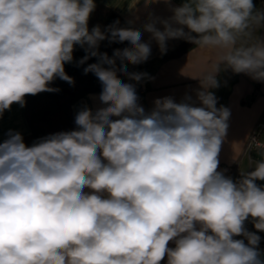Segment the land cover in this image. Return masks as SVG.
<instances>
[{
  "label": "clouds",
  "instance_id": "clouds-1",
  "mask_svg": "<svg viewBox=\"0 0 264 264\" xmlns=\"http://www.w3.org/2000/svg\"><path fill=\"white\" fill-rule=\"evenodd\" d=\"M163 2L173 14L144 25L162 54L172 39L220 50L200 79L199 106L189 96L158 98L147 111L138 103L118 72L141 81L147 74L124 62H146L150 44L118 20L90 31L94 0H0V116L27 95L59 91L49 87L57 78L74 84L65 64L76 45L86 52L79 65L97 58L84 73L101 83L104 105L82 107L74 130L31 146L12 130L0 142V264H264L260 236L244 227L251 217L264 232V160L237 181L218 171L230 110L209 91L221 64L264 82V40L243 42L264 11L253 0ZM106 39L130 46L109 57L98 51Z\"/></svg>",
  "mask_w": 264,
  "mask_h": 264
},
{
  "label": "crops",
  "instance_id": "crops-1",
  "mask_svg": "<svg viewBox=\"0 0 264 264\" xmlns=\"http://www.w3.org/2000/svg\"><path fill=\"white\" fill-rule=\"evenodd\" d=\"M260 1L264 9V0ZM183 2L184 0H171V7L180 6ZM94 3H101L116 10L130 21L135 29L141 31L142 42L150 44L151 55L146 61L149 70L144 79L147 89L138 100L146 111L153 107L156 99L163 97H172L179 103L189 96L196 106H199L196 93L202 90L200 79L212 72L213 65L218 62L219 49L194 44L190 50L181 55L166 57L168 52L185 40L172 39L167 41V51L162 54L157 42L151 39V34L144 31V25L150 22V17L167 19L173 14L170 6L163 0L147 7L144 0H94ZM156 27L163 30V26L159 23ZM185 31L187 32L188 29L185 28ZM192 35L197 34L192 33ZM258 38L264 40V26L254 27L251 38H245L243 42L252 44ZM220 68L216 76L219 86L209 91L215 94L218 108L223 106L230 110V117L227 121V133L218 155V171L237 181L241 178L242 172L254 170L255 163L264 160V148L254 149L250 153L245 152L250 135L264 113V82L253 80L244 73L236 74L223 64ZM100 93L101 91L89 93L72 106V127L62 117H56L53 123L54 133L74 130L75 115L82 107L87 106L94 111L103 107L104 105L99 101ZM10 130L21 133L28 146L35 142L30 135L31 128L25 116V105L21 107L14 103L10 110H6V116L0 119V142L8 138ZM257 184L264 185V181H257ZM85 191L89 190L85 189ZM249 220L253 221L251 217ZM168 246L175 247V244L170 241ZM260 259L264 260L263 253ZM166 260L165 257L161 264H166Z\"/></svg>",
  "mask_w": 264,
  "mask_h": 264
},
{
  "label": "trees",
  "instance_id": "trees-1",
  "mask_svg": "<svg viewBox=\"0 0 264 264\" xmlns=\"http://www.w3.org/2000/svg\"><path fill=\"white\" fill-rule=\"evenodd\" d=\"M255 8L259 11H264L261 6L260 0H253ZM94 11L90 14L88 27L89 30L97 25L104 31L109 25H112L115 21H119L118 27L134 28V25L124 18L116 10L101 4L96 3ZM135 29V28H134ZM194 43L187 40L182 41L176 48L172 49L165 56L173 57L181 55L193 47ZM129 42L122 43L112 42L107 39L101 41L98 51L100 53H107L109 57L113 56L114 50L123 49L129 47ZM86 55L84 48L79 45L75 46L73 52L72 63L65 64V72L67 75L73 78L74 84H69L59 78L55 79L49 87L59 89L56 92H41L37 95H27L25 97V116L31 128V138L35 141L54 133V119L56 117H62L66 122H69L72 127V106L80 100L83 96L97 91H102V87L99 84V80L93 73H84V68L88 64L96 63L97 58L91 57L83 65H79V60ZM127 66V71L130 73H146L148 74L149 66L146 62L139 65H132L124 62ZM117 68L121 66V61L117 59ZM147 76V75H146ZM146 76L141 80L144 81ZM118 77L123 82H130L127 76H124L118 72ZM6 116V111L0 116V119ZM245 223H252L253 221L247 220ZM245 226V225H244Z\"/></svg>",
  "mask_w": 264,
  "mask_h": 264
},
{
  "label": "built area",
  "instance_id": "built-area-1",
  "mask_svg": "<svg viewBox=\"0 0 264 264\" xmlns=\"http://www.w3.org/2000/svg\"><path fill=\"white\" fill-rule=\"evenodd\" d=\"M128 83H132L135 85L136 87V92L138 97L140 98L145 92H146V85L144 81H130ZM100 86L102 87L101 83L99 82ZM259 143L261 145H264V113L261 116V118L259 119V121L257 122V124L255 125L250 138L248 140V143L246 145V149L245 152L246 153H250L252 150L254 149H258L256 144ZM245 229L249 232H254L256 233L258 236H260V242L258 245V249L260 251V253L264 254V232L262 231H258L255 229L254 224L252 223H245ZM235 239H244V237L239 236V237H235ZM245 243H247V240H245Z\"/></svg>",
  "mask_w": 264,
  "mask_h": 264
}]
</instances>
